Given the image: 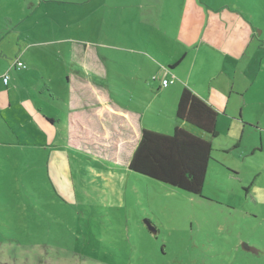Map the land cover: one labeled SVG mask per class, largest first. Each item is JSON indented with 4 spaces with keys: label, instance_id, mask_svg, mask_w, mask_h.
Returning a JSON list of instances; mask_svg holds the SVG:
<instances>
[{
    "label": "rangeland",
    "instance_id": "374dc122",
    "mask_svg": "<svg viewBox=\"0 0 264 264\" xmlns=\"http://www.w3.org/2000/svg\"><path fill=\"white\" fill-rule=\"evenodd\" d=\"M231 10L255 33L243 68L215 74L214 107L222 109L201 195L128 171L132 137L115 162L94 132L82 133L80 147L76 136L65 144L64 112L54 134L25 123L36 146L9 116L24 123L33 95L40 109L61 114L51 95H38L46 86L54 97L71 96L73 50L85 49L103 64L90 79L105 91L99 105L116 111L105 116L111 131L125 128L127 112L146 130L172 134L191 63L215 71L222 63L195 58L205 50L200 34ZM145 49L158 64L192 52L164 87L165 67ZM9 90L10 114L0 115V264H264V0H0V94ZM240 109L257 125L240 121ZM62 155L69 166L58 171Z\"/></svg>",
    "mask_w": 264,
    "mask_h": 264
},
{
    "label": "crops",
    "instance_id": "0c3cea01",
    "mask_svg": "<svg viewBox=\"0 0 264 264\" xmlns=\"http://www.w3.org/2000/svg\"><path fill=\"white\" fill-rule=\"evenodd\" d=\"M100 1L103 0H97V2ZM235 13H236L235 10H231V12L229 13L230 15L224 17V19L216 18L217 22L215 25L212 22L211 23L208 22L206 24L205 28L200 34V39H199L200 42L205 45V50L202 51L201 55H199L200 54L199 52L198 53L196 51L192 52V49L183 52L178 51L177 52L178 58L176 59H179L180 57L181 60L170 61L167 62V64H163L159 62L158 64L154 60V58H152L153 56L148 51H146V49L144 50L145 52H140V51L139 52L146 57L150 56L153 64L155 66L158 65L157 67L160 68L159 70L162 69V66L165 67L167 76L163 77L162 81L167 80L169 75H172V77H176V78L179 77L176 69L181 65L183 60L187 59L190 56L191 52L193 55H196L195 56L196 59L200 58V60H207L209 59L210 56L221 59L222 63H220L216 71L213 68L210 69L209 62L205 61V64L203 62H200L199 64H196L197 62L195 61L194 63L192 62L191 65L189 66V72L187 74V78H189V83L186 84L187 83L186 81L181 80V83H185L183 89L187 88V86L185 85H190V87L193 89L194 93L197 96L205 100L208 104L212 105L213 107L215 106L219 108L220 100L215 98L213 94V92H215L216 90V87H218L219 85V82L216 81L215 77L220 76L221 74L223 75L224 73L228 76L230 75L229 73L236 74L239 68L241 69L243 68L244 57L247 52L248 43L250 42V40L254 36L253 34L255 33L244 22L238 24L237 14ZM234 15H236V18L234 17ZM140 19H142V16ZM86 52L87 51L85 49H83V53H81L80 49L73 50V53H75L76 55L75 63L77 65L76 68L78 70L76 72H73L74 73L73 75H75L77 87L75 89H72L70 93L71 96L64 98V96L58 95V92L56 91L57 95L56 97H54L52 95L53 91L46 88V86H44V90L40 91L39 93L40 95H38L40 99H44V100H48L47 97H45L46 94L51 95L49 96V99H51L52 103L54 102L56 103V105L61 110V114L54 115L47 109L46 110L44 109V111L40 109V106L36 102L38 100L37 95H33L32 96L33 98L26 99V104L24 109L25 112H30V114L27 116V118L24 119L25 122L21 124V121L19 119H17L13 114L12 115L10 114L12 104H11V94L9 90L4 94L3 93L0 94V115L3 119H6L4 118L5 117L4 112L9 111L10 114L9 116L17 124L18 131L23 132L21 135L24 136L25 138H28L31 143L33 142L32 145L36 146L37 144H36L35 136L30 133L27 127H25V123H28L30 125L33 124L36 129H40L44 132H49V133L52 132V134H54L55 133L54 126L62 125L64 127V122H62L59 117L63 115L62 112H64L68 115L67 124L69 126L68 128L64 127V129H66L65 131L68 133L65 144L70 143V141L74 139L73 137L76 136L77 139L75 141L78 147H80L82 144L81 143L82 141L80 140L82 133L94 132V134H96V137L99 140L104 141V143L100 145L110 146V149L112 151L109 153V158L114 160L115 162H117L118 158L120 157L119 150L121 148L122 141H124V139L132 137V144L130 146L129 156L127 157L126 160L127 169L128 171H130L129 162L140 140L141 133L145 128L141 126L140 124L141 121L139 119V116H135V115L130 116L129 114H127V112H125V116L121 118L122 119L121 123L125 125V128L119 131L116 130L111 131L115 122L110 121V119L105 118V116L107 115L109 116L111 112H116V111L112 110L113 108H111L108 105L105 106L99 105V102L106 97L104 95L105 91L101 87L92 83L90 79L94 75L97 76L101 75L100 69L103 66V64L101 63V58L97 56L95 53L87 54ZM79 55L81 57H79ZM205 65H208V68L205 67ZM198 67H199V71L202 72L198 73ZM89 70L92 71V74L87 73V71ZM216 73L217 75L215 76ZM192 75H195L194 80L191 79ZM198 75L204 76L203 78L204 80H200ZM2 78H3V85H5L4 76ZM68 82H70V80H68ZM81 82L87 83L86 84L87 87L85 89L79 87L80 85L79 83ZM167 87H169V85ZM252 87L253 86H251V88ZM231 89H233L232 85H231ZM180 94L177 95V103ZM95 102L98 105H95ZM89 105H92L94 109H90L91 106ZM37 107H39V110H37L38 109ZM221 109L222 108H220V110ZM220 110L217 111L220 112ZM38 112H41L42 115L41 116L40 114L38 115ZM243 113H244L243 109L242 110L240 109L239 112L240 121L244 120L246 123L257 125L258 121L254 122L256 120L253 119L249 120L248 118L245 117V114ZM116 114H120V113H116ZM176 126L182 127L184 126V124L176 123L174 124L173 127L175 128ZM244 126H247V124L244 123ZM11 133L15 135L16 129L12 130ZM116 136L118 137L116 138ZM52 163L53 162L49 164V168L51 167L50 165H53ZM68 166H69V162L67 159H63V155L55 160L54 168H56V170L58 171H65L66 169H68Z\"/></svg>",
    "mask_w": 264,
    "mask_h": 264
},
{
    "label": "trees",
    "instance_id": "16d2710c",
    "mask_svg": "<svg viewBox=\"0 0 264 264\" xmlns=\"http://www.w3.org/2000/svg\"><path fill=\"white\" fill-rule=\"evenodd\" d=\"M220 113L188 88L180 94L177 119L201 132L176 126L172 134L144 129L129 162L130 171L201 195L212 161L213 139L218 137Z\"/></svg>",
    "mask_w": 264,
    "mask_h": 264
},
{
    "label": "built area",
    "instance_id": "2783aa9c",
    "mask_svg": "<svg viewBox=\"0 0 264 264\" xmlns=\"http://www.w3.org/2000/svg\"><path fill=\"white\" fill-rule=\"evenodd\" d=\"M7 82H8V77H4V83L6 84ZM169 84H170V82L167 81V80H164V81L162 82V85H163L164 87L168 86Z\"/></svg>",
    "mask_w": 264,
    "mask_h": 264
},
{
    "label": "water",
    "instance_id": "95a60500",
    "mask_svg": "<svg viewBox=\"0 0 264 264\" xmlns=\"http://www.w3.org/2000/svg\"><path fill=\"white\" fill-rule=\"evenodd\" d=\"M152 230V229H151Z\"/></svg>",
    "mask_w": 264,
    "mask_h": 264
}]
</instances>
